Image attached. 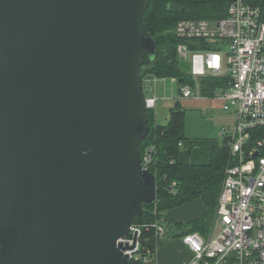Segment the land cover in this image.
<instances>
[{
    "label": "water",
    "instance_id": "water-1",
    "mask_svg": "<svg viewBox=\"0 0 264 264\" xmlns=\"http://www.w3.org/2000/svg\"><path fill=\"white\" fill-rule=\"evenodd\" d=\"M149 2L0 0V264H128L118 240L159 199L140 154Z\"/></svg>",
    "mask_w": 264,
    "mask_h": 264
},
{
    "label": "built area",
    "instance_id": "built-area-1",
    "mask_svg": "<svg viewBox=\"0 0 264 264\" xmlns=\"http://www.w3.org/2000/svg\"><path fill=\"white\" fill-rule=\"evenodd\" d=\"M173 32L177 57L189 63L190 82L180 83L179 96L200 98L205 77L221 78L224 83L212 97L235 105L233 127L219 131L229 151L215 209L220 229L215 235L212 230L182 235L191 253L182 264H264V0H230L225 16L212 24L207 18H181ZM222 44L228 45L224 55ZM156 77L142 75L146 107L153 111L158 98L151 83ZM223 109L229 110L228 105ZM154 151V146L144 151L145 167ZM175 185L172 181L169 187ZM165 233L162 217H157L151 223L131 222L118 241L133 246L123 251L128 262L155 264L156 245Z\"/></svg>",
    "mask_w": 264,
    "mask_h": 264
},
{
    "label": "trees",
    "instance_id": "trees-1",
    "mask_svg": "<svg viewBox=\"0 0 264 264\" xmlns=\"http://www.w3.org/2000/svg\"><path fill=\"white\" fill-rule=\"evenodd\" d=\"M230 0H150L140 23L144 35L155 40L154 56L147 54L141 65L146 64L145 73L155 76H170L180 83L190 82L184 65L177 57L178 42L173 32L174 25L181 18H219L225 16ZM177 4L179 9L171 11L170 5ZM143 72V73H144ZM143 73L141 75H143ZM221 78L205 77L201 94L213 96L216 87L223 84ZM149 132L142 140L140 154L149 146H154V159L149 165L156 179L157 201L142 205L143 214L135 216L133 223H151L169 208L199 198L204 202L206 211L200 219L191 224L187 232L198 231L205 234L210 230L221 188L224 169L229 161V151L224 142L214 145L210 150L209 161L205 164L182 163L178 160L179 142L184 140L185 110L176 101L169 110V118L165 125L156 122L154 111L146 110ZM172 181L176 182L170 188ZM156 210V211H155ZM185 232V233H187ZM183 233V234H185ZM128 264H132L128 262ZM136 264V263H135Z\"/></svg>",
    "mask_w": 264,
    "mask_h": 264
},
{
    "label": "rangeland",
    "instance_id": "rangeland-1",
    "mask_svg": "<svg viewBox=\"0 0 264 264\" xmlns=\"http://www.w3.org/2000/svg\"><path fill=\"white\" fill-rule=\"evenodd\" d=\"M210 20L211 24L215 21V18H207ZM228 50L227 44L221 45V52L224 55ZM184 65L180 66V69H188L189 63L187 61H182ZM147 69L146 64L140 66V73L142 74L144 70ZM145 74V72L143 73ZM175 78V77H173ZM181 84L172 79L170 76H157L155 81L152 83L154 89V94L159 98L157 102V109L160 106H174L176 99L179 96V87ZM183 99L181 101L182 107L185 110L184 114V133L187 139L183 141L188 144H194L191 146V150L198 149L200 147H206V142L215 141L221 144L222 138L219 135V131L222 127L228 126L230 129L235 123V113L233 105L230 101L225 102L220 100H196ZM226 104L229 110H224L223 105ZM188 148V147H187ZM186 147L179 148L180 151H188ZM190 152V151H189ZM155 176V175H154ZM223 179V178H222ZM156 180V179H155ZM222 185V182H221ZM221 189V188H220ZM215 217V214H214ZM220 227L217 225V219H213L210 226L212 234L215 235L219 231Z\"/></svg>",
    "mask_w": 264,
    "mask_h": 264
},
{
    "label": "crops",
    "instance_id": "crops-1",
    "mask_svg": "<svg viewBox=\"0 0 264 264\" xmlns=\"http://www.w3.org/2000/svg\"><path fill=\"white\" fill-rule=\"evenodd\" d=\"M178 82L180 84V80ZM151 88L153 89V87ZM153 93H154V89H153ZM183 99L186 100L191 99L193 101L190 102H197L198 100H203V99L210 100L214 98L208 95L207 96L203 95L200 98H193V97L183 98L178 96L176 100L180 102L181 106H182L181 101ZM170 108L171 106H160V109L159 108L157 109V105H156V110H154V114L157 123L161 125H165L167 123V120L169 118ZM184 138L187 139L185 133H184ZM184 140H182L181 147H186V148L188 147L187 148L188 151L179 150L178 160L182 163L205 164L209 161L211 148L214 145H221L216 143L215 141L206 142L205 144L207 143L208 144L206 145L205 148L200 147L198 149H193L194 151H192L190 148L194 144H191V142H189L188 144L185 143L184 145L183 143ZM205 211H206V206L204 205V202L201 199L196 198L184 204L175 206L173 208H169L163 212L162 224L166 228V233L163 237L159 239L158 244L156 245L155 264H182V261L190 256L191 254L190 250L183 243L182 235H184L183 233L187 232L190 229L191 224L194 221L200 219V217L204 215Z\"/></svg>",
    "mask_w": 264,
    "mask_h": 264
},
{
    "label": "bare ground",
    "instance_id": "bare-ground-1",
    "mask_svg": "<svg viewBox=\"0 0 264 264\" xmlns=\"http://www.w3.org/2000/svg\"><path fill=\"white\" fill-rule=\"evenodd\" d=\"M127 263H128V261H127Z\"/></svg>",
    "mask_w": 264,
    "mask_h": 264
}]
</instances>
